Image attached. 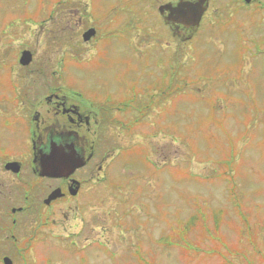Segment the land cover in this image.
<instances>
[{
	"label": "rangeland",
	"instance_id": "rangeland-1",
	"mask_svg": "<svg viewBox=\"0 0 264 264\" xmlns=\"http://www.w3.org/2000/svg\"><path fill=\"white\" fill-rule=\"evenodd\" d=\"M164 1L177 0H0L1 98L18 90V72L27 83L18 101H0L2 145L29 157L11 133L25 129L26 145L32 111L49 116L42 98L51 86L88 99L108 92L120 107L119 124L131 127L110 132L120 152L104 159L105 183H90L78 201L56 202L45 225L31 211L10 227L18 248L33 235L25 259L12 264H264V0H211L199 33L185 42L159 17ZM50 9V19L32 18ZM103 10L105 20L120 15L111 24L96 20ZM69 25L78 54L66 43ZM90 25L101 38L83 42L82 27ZM25 48L33 53L28 67L18 63ZM76 55L83 59L64 57ZM175 57L179 74L166 69ZM40 66L51 86L34 73ZM162 72L165 93L147 106L146 123L138 99L155 98L149 84ZM133 99L135 110H125ZM0 181L12 189L11 203L17 187L1 171ZM178 224L188 227L187 244H164ZM4 235L0 253L13 259L16 243Z\"/></svg>",
	"mask_w": 264,
	"mask_h": 264
},
{
	"label": "flooded vegetation",
	"instance_id": "flooded-vegetation-1",
	"mask_svg": "<svg viewBox=\"0 0 264 264\" xmlns=\"http://www.w3.org/2000/svg\"><path fill=\"white\" fill-rule=\"evenodd\" d=\"M181 30L183 31L182 26H179V30H175L176 36H181ZM46 103L50 106L49 116L34 114L32 120L35 129H26L28 138L24 141L30 146L29 157H23L22 153L16 154L6 141L4 145L0 143V167L2 169L0 171L8 179L13 180L14 188L17 187L16 198L12 197L11 203L18 205L17 207L11 206L9 209L13 223L16 221L15 214L33 211L37 208L32 203L33 197L28 200L30 194L34 196L40 193L42 196L38 198L42 203L40 209H47L46 212L51 213L53 204L58 200H71L72 197L86 193L89 180L100 181L99 177L104 171L106 150L115 147H110L111 144L116 143L115 141L110 142L109 137L106 139L107 130L104 117L94 110L93 104L88 101L87 97L79 100L75 97L53 94L51 99H46ZM19 130L25 129H15L13 134L11 133L12 138L25 147ZM55 144L64 150L62 153L67 151L66 147L71 146L76 154L74 164L78 166L72 170L68 168L60 177L41 176V157L49 155L51 146ZM72 160L70 159L71 163ZM11 162H15L16 167L7 168L6 164ZM55 189H60V197L45 204V200ZM8 191H12L8 182L0 181V194L3 199L8 197ZM1 203L7 202L2 201ZM20 203L23 205L19 206ZM18 208L20 210H17ZM33 218L36 220V216Z\"/></svg>",
	"mask_w": 264,
	"mask_h": 264
},
{
	"label": "water",
	"instance_id": "water-1",
	"mask_svg": "<svg viewBox=\"0 0 264 264\" xmlns=\"http://www.w3.org/2000/svg\"><path fill=\"white\" fill-rule=\"evenodd\" d=\"M205 1L206 0H198L197 3L183 1L178 3L176 7L165 5V8H168L170 11L167 18L173 22H181L185 26L198 24L199 18L205 9ZM163 8L164 6H161L160 10L162 11ZM93 34L94 30L89 29L84 33V39H88ZM30 60L31 53L29 51H23L20 57L21 64H28ZM63 162L64 161H61L60 155L54 150L49 155L45 156L44 160L42 161V174L54 176L60 175L61 173L59 170ZM3 261L4 264H11L10 259L7 257H5Z\"/></svg>",
	"mask_w": 264,
	"mask_h": 264
}]
</instances>
